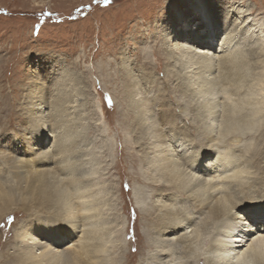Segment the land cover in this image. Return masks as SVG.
Listing matches in <instances>:
<instances>
[{
    "label": "rangeland",
    "instance_id": "1",
    "mask_svg": "<svg viewBox=\"0 0 264 264\" xmlns=\"http://www.w3.org/2000/svg\"><path fill=\"white\" fill-rule=\"evenodd\" d=\"M194 1L0 0V175L8 177V188H16L21 177L10 172L6 165L12 152L26 150L28 153L29 147L38 145L50 149L56 143L57 149L62 150L55 158L62 162L59 163L61 172L51 163L56 175L49 173L44 178L53 177L55 182L60 176L65 178L60 183L64 185L81 176L87 183L86 200L98 204L90 212H97L92 219L97 226L93 225L110 246L106 257L119 259L124 264H153L150 257L156 250L152 248L160 249L163 238L158 232L161 222L157 220L162 201L179 215L182 227L178 234L201 225L210 214V207L201 210L184 191L163 186L159 168L150 162L159 151L150 145L149 137L140 136L137 128L139 108H148V105L154 121L156 118L161 122H152L156 132L169 131L168 142L172 147L184 145L182 151H177L180 154L177 158L182 161L185 155L190 156L186 167L191 173L198 174L199 169H195L198 160L203 167L212 161L215 166L222 165L220 155L225 151L235 153L230 158L234 157L240 165L244 156L251 159L254 154L250 156L245 150L256 148L257 156L254 162H247L249 173L243 178L247 185L241 195L246 197V202L233 211L239 212L259 233L264 232L257 219L260 214L264 218V119L258 117L262 126L244 130L239 141L231 140L234 136L229 134L225 140L216 141L214 152L207 153L206 130L202 129L204 122L200 117L208 114L215 127L213 132L219 136L224 123L229 121L228 115L231 114V121H236L237 130H243L241 114H247L248 107H264L261 90L264 86V0H202L208 11V3H214L220 14L219 20L214 18L217 19L215 41L227 40L232 44L229 51L215 55L213 60L217 64L213 69L191 62L189 54L171 46L177 41L175 36L167 41L163 35L172 30L174 16L177 21L180 17L183 20L175 22V28L186 25V19L192 16L187 13V6ZM177 10L180 15L175 14ZM200 22L195 21L192 29ZM206 29L207 24L199 31ZM188 37L183 43L188 44ZM172 48L173 54L168 52ZM227 52L225 66L220 67L218 56L223 57ZM232 70H241L245 79H235V82L228 79L227 72ZM146 72L148 81L141 85L137 77ZM135 98L142 107H134ZM244 102L246 107L241 109ZM38 103L44 106L43 111L37 109ZM215 114L217 118L213 121ZM33 134L34 145L28 146L26 139ZM32 157L29 153L28 158ZM39 168L40 165L33 166L34 170ZM182 168L170 167L177 172L178 180L188 181ZM69 170L73 173L69 174ZM218 175L209 180L218 182L219 186L223 181L232 180ZM30 213L37 212L33 209ZM28 215L19 209L2 215L0 264H17L11 258L18 252L16 246L20 239L16 232L30 218ZM41 215L46 219L48 214ZM209 220L213 224L207 226L206 235L202 232L205 239L192 241L189 249L197 250L201 257L211 254L207 252L212 237L209 227L217 226L221 219ZM79 236L72 237L76 244ZM165 238L168 247L183 248L174 235H165ZM118 255L121 256L117 258ZM178 256L169 253L165 260L177 257V264H182L183 259Z\"/></svg>",
    "mask_w": 264,
    "mask_h": 264
},
{
    "label": "bare ground",
    "instance_id": "2",
    "mask_svg": "<svg viewBox=\"0 0 264 264\" xmlns=\"http://www.w3.org/2000/svg\"><path fill=\"white\" fill-rule=\"evenodd\" d=\"M188 4L189 5L187 6V13H191L192 16L186 19V25L184 26L183 24H180L181 26L177 25V27L175 28L174 23L181 22L182 17H180V19H178L177 21V17L174 16V18L171 19L173 22L172 30H170V32H163V35L167 37L166 40H170L171 37L175 36L174 39L177 41L175 45L171 44V46H174L173 48H177L180 52L189 54L191 62L194 61L195 63L206 64L205 66L213 69L212 67L217 64V62L213 60L215 59L214 57H217L215 55L228 49L230 50L232 44L227 40H222V42L220 43L219 41H215V39L217 38V36L215 35L217 31L214 28L216 25L214 21L217 19L214 18H218L219 20L220 14L218 10L214 8V3H208L210 10L215 11L214 14L210 13V10H207L202 0H195L194 2ZM193 13L197 14L193 15ZM175 14L180 15L178 10L177 12H175ZM169 16L171 17L170 14ZM198 19L201 21L200 24H198L195 29H192L195 21H197ZM192 22V25L189 24ZM206 24L208 25V29H206V31L203 30L202 32L199 31L201 27L205 26ZM226 27L227 25L225 26V28ZM234 29H236V27ZM187 35H189V37L187 38L189 39L188 44L183 43ZM173 48L168 50V52L170 51V53L173 54L174 52L172 50L175 51V49ZM228 53L229 52L224 54L223 57L222 55L218 56L220 67L225 66V62L227 61L229 55ZM193 70L194 69L190 71ZM227 74L228 79H231L234 82L235 79L236 81L245 79L244 74L241 70L236 72L232 70L230 72H227ZM132 75L134 76V74ZM137 78L140 79V84L142 85V83L148 81L149 74L147 72L146 75L144 73H141ZM229 81L230 80H228V82ZM261 90L264 92V86ZM137 94L138 93H136V95ZM143 103L144 105H147L146 102L143 101L142 104ZM245 103L246 102L241 103V109L246 107ZM257 103L262 102L258 101ZM140 105V100L135 98L134 107L136 106L137 108H139ZM142 106L143 105H141V107ZM148 108H146L145 106L144 108H139L140 115L136 120L138 126L137 128L140 136L149 137L148 139L150 140V145L153 146V149L157 148L156 151H159V154H154L153 159L150 162H152L156 169L159 168V177L164 180L162 182L163 186L166 185L173 189H177L182 192L184 191L186 194H188V198L196 203V205H198L201 210L210 207V214L208 215L207 220H205L204 222L202 221L201 225L193 227V229L190 231L178 234L179 231H181L182 227V222L178 218L179 215L177 216V213L174 211L173 207L169 206L165 201H162L160 205V209L162 212L157 216V220L161 222L160 230H158V232L159 235L163 238L161 239L162 243L160 245V249L152 248L156 251L153 252L152 257H150L151 262H153V264L158 263V261H162L164 262V264H177V257L174 260H165V256H167V254L173 253L174 255V253H177V256L179 255L178 257L180 259H183L182 264H197L198 262L202 261H204V264H264V232L259 233L260 230H256L254 226H251L250 224L245 222L244 218L239 212L237 213L233 211L235 207L239 205L241 206L243 201L246 202V200H244L246 199V197L241 195L244 186L247 185L246 183H244L243 178L246 177L244 176V174L249 173V163L254 162L255 157L257 156L255 155L256 148H247L248 150H245L246 152L250 153V156L252 155V153L254 154L252 158L249 156L251 159L246 158L243 155L244 158L240 165H237L238 161L236 162L234 157L230 158V155H234L235 153L228 154V152L231 151H225L221 154V151L220 158H222L221 160L223 166H215L214 162L212 161L211 165L207 164L203 167L199 164L200 161L198 160L197 168H195L199 169L198 174L191 173L192 170L189 172V168L186 167L190 156L185 155V157L182 158V161L180 160L181 162L179 161V158H177V156L180 155L177 154V151L181 150L184 145L183 147L178 148V146L174 144L175 146L173 145L172 147V145L168 142V136L171 135L169 131L166 133H163L161 131L159 133L156 132V126L152 124L154 118L152 114L148 113ZM37 109L43 111L45 108L44 106H40V103H38ZM263 109V106H256L253 108L248 107L247 114H241V121L243 122V125L245 127V129L243 130H237L238 127L234 123L236 121H231V114L228 115L229 121L224 123L226 125L224 126L223 130L221 131V135L219 136H217V134L213 132V129L215 127L213 128V124L210 121L211 119H209L208 114H201L202 116L200 115V117L204 122V128L202 129L206 130L205 141H207V153L214 152V147L217 146L215 144H218L216 143V141L223 140L224 137L226 138L229 134H233L234 136L231 138V140L239 141V139L242 138L241 135L243 136V133L245 134L244 130H257L261 125V122L258 121V117L264 119ZM227 111L228 109L226 110V112ZM241 112H244V110H242ZM224 116L226 117L227 114H224ZM216 118L217 115L215 114L213 117V121H215ZM154 122H156L157 124L161 123L160 121H158V119L156 120V118ZM235 132H237L238 134H235ZM188 134L189 133H187V135ZM40 135H45V133H41ZM151 137H155L156 139L154 140ZM184 138H186V136ZM34 139V134L33 136H30V138H27V145H34ZM177 142H179V140ZM29 149V151L31 152L28 153L26 150H14L7 159L6 165L9 171L16 176L21 177L19 186H17L16 188H8L6 186V184L8 183V177H6L5 175H0V222L2 221V215L10 213V211L14 209L23 210L26 214L28 213V216L30 217H27L28 219L26 218L23 221L24 224L22 223L16 232L18 239H20L19 244L16 246V251L18 252H15L16 255H12L11 258L16 259L17 264H124L119 259H108V257H106V253L109 251L110 246L108 247L107 242L103 241V235H100L101 233L95 227L97 226V224H94V220H92L97 215V212H90L91 210H94V207H96V205L98 204H96L95 202L94 204H92L89 203L88 200H86L85 188L87 186V183L83 179H81V176L69 180V182L65 183L64 185H61L60 183L64 181L65 178H61L60 176H57L55 182L52 181L54 179L53 177L44 178V176L49 173L56 175V173L51 168V163L54 164L53 168L55 167L54 169H57V172H61L59 165L60 161H56L55 158L60 155L59 152H61L62 150L59 151V149H57L56 143H54V145L50 149H48L47 147H41L40 145L29 147ZM29 153L30 155H34V157L28 158ZM247 162L249 163L247 164ZM34 165H40L41 168L34 170ZM177 165L183 166L182 172L188 175V181L186 180L184 182H181L176 176L177 172L174 173L173 170L170 169L171 166L174 169V167H176ZM227 169L229 170L226 171V173H223V171ZM70 171L71 170L68 171L69 174H72L73 171ZM214 174H219V178H222L224 176L223 178H230L232 180L226 182L223 181V185L219 186L218 182H211V180H209L210 178H213L212 176H214ZM221 191H223V193L220 194ZM19 195H22L20 199L18 198ZM218 195L220 196L218 197ZM215 197H218V199L215 203H213ZM26 199H28V203L27 201H24ZM14 204H18L19 206H13ZM33 209L37 213H33L32 215L30 212H32ZM42 213L48 214L46 215V219L41 215ZM260 215L262 216V214ZM261 216H258L257 218L258 225L259 227L264 228V222H262L264 221V218H261ZM150 218H152V216ZM209 218L221 220L219 221L220 223L218 222L217 226L209 227L212 229V237H210L211 239L208 243L209 251L207 252H211V254L209 256L207 255L205 257H201L202 255H200L199 253L197 254V250L192 252L189 249L191 248L192 241L196 242L204 238L202 232H204V235H206L205 233L208 230L207 226L213 224V222L210 221ZM167 219H170L171 221L167 222ZM88 225L91 226L87 227ZM216 229L218 233L214 232ZM77 235H80L78 238V244L73 242L72 239L73 236ZM165 235H174L176 241H179L180 245L183 248L177 249V245L168 247L169 243L168 240H166L167 238H165ZM172 239L174 240V238ZM188 250L190 251V254H188ZM120 256L121 255H118L117 258H119Z\"/></svg>",
    "mask_w": 264,
    "mask_h": 264
},
{
    "label": "snow or ice",
    "instance_id": "3",
    "mask_svg": "<svg viewBox=\"0 0 264 264\" xmlns=\"http://www.w3.org/2000/svg\"><path fill=\"white\" fill-rule=\"evenodd\" d=\"M106 2H107V0H106Z\"/></svg>",
    "mask_w": 264,
    "mask_h": 264
}]
</instances>
